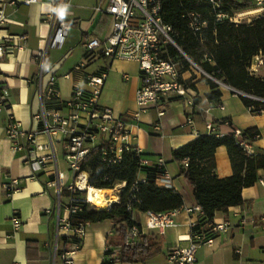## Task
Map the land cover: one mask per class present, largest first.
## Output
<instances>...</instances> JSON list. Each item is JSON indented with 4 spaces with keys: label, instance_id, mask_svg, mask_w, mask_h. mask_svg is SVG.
Instances as JSON below:
<instances>
[{
    "label": "crops",
    "instance_id": "obj_1",
    "mask_svg": "<svg viewBox=\"0 0 264 264\" xmlns=\"http://www.w3.org/2000/svg\"><path fill=\"white\" fill-rule=\"evenodd\" d=\"M12 1L0 0L8 16L7 29L10 34L26 38L21 41L23 48L2 63L0 84L6 85L10 91V112L19 121L22 131L41 130V125L33 118L43 105L40 87L46 89L55 78L59 96L65 101L72 96L75 87L87 89L88 76L105 66L110 71L101 104L118 115L135 113L136 93L142 83L137 63L97 61L85 70L77 69L83 61L87 40L94 36L105 38L111 32L109 17L93 16L96 0H71L64 17L72 23V29L62 48L50 46L52 31L45 20V15L53 12L50 0L30 7L20 5L17 9L10 6ZM44 49H47V55L41 59L37 55ZM263 68L259 67L255 75L264 78ZM202 77L191 72L182 75L189 93L185 98H171L165 106L164 117L159 118L158 110L152 109L138 123L129 121L131 145L150 160V166L140 172L139 181L146 182L150 171L163 163L165 174L159 177L157 186L167 188L161 179L169 178L170 188L184 197L183 207L198 205L189 183L181 175L179 164L173 159V152L209 134L208 124L214 126L216 135L231 134L230 125L243 131L259 129L260 137L251 142V155L264 157V110L257 112L254 107L246 106L241 95L228 87L220 86L222 97L219 101H209L206 96L213 89ZM10 112L0 111V264H61L59 259H54L53 221L48 214L55 204V192L49 188L51 177L35 175L25 161L26 153L13 151L12 142L6 134ZM158 125L159 129L156 128ZM37 140L48 142L45 135H39ZM58 150L60 163L63 151L60 147ZM215 158L217 176L221 179L231 177L233 166L227 147H219ZM10 186H15L11 194L7 191ZM242 196L243 205L216 213L213 223L228 221L231 228L228 233L217 236L213 245L199 248L198 264H264V169L258 171L254 186L243 189ZM15 211H18L24 225L19 233L12 235L11 217ZM197 217V214L181 211L176 219L177 225L170 228L166 235L159 236L146 229L147 213L136 210L134 219L141 226L142 234L155 236L161 248L145 262L122 263L114 260L110 264H165L172 248L190 245L191 224ZM244 218L247 219L245 225L241 223ZM114 226L112 220L90 224L74 257L75 264H103L106 248L109 247L108 237L113 236Z\"/></svg>",
    "mask_w": 264,
    "mask_h": 264
},
{
    "label": "built area",
    "instance_id": "obj_2",
    "mask_svg": "<svg viewBox=\"0 0 264 264\" xmlns=\"http://www.w3.org/2000/svg\"><path fill=\"white\" fill-rule=\"evenodd\" d=\"M43 1L46 0H13L10 6L17 9L20 5L30 7ZM96 1L93 16L109 17L111 32L105 38L94 36L87 40L83 61L79 63L77 69L85 70L97 61L109 63L122 60L137 63L142 83L136 93L137 109L134 114L118 115L113 109L101 104L103 88L110 71L108 66H105L101 71L88 76L87 89L75 87L72 96L65 101L59 96L55 78L46 89L40 87L43 105L33 118L41 125V130L24 132L19 121L10 112V91L6 85L0 84V111L10 112L6 134L12 142L13 151L26 153L25 161L35 175L44 174L51 177L49 188L55 192V204L48 214L53 221L51 234L55 244L54 259H59L61 264H75L74 257L81 248L90 226V223L77 218L85 204L92 205L87 198L91 186L90 172L83 168L86 157L92 149L106 145L103 154L110 155V158L105 160L108 165L119 163L124 153L132 150L141 156V166L149 167L150 160L130 143L129 121L138 123L142 116L152 109H157L159 118H162L166 114L165 106L171 98L187 97L189 90L182 79L183 67L171 55V48L178 50L190 65H194L176 44L177 34L173 27L164 22L161 15V0ZM208 1L213 6L217 23L228 21L236 25L250 24L256 19L264 18V0H235L238 8L231 11L224 10L226 0ZM50 2L53 12L45 15V20L50 24L52 31L50 46L62 48L72 29V23L64 17L65 10L71 6V0ZM246 3H251L254 8L252 10L242 8ZM187 17L189 28L194 33H199L208 26L199 13L192 12ZM7 22L5 8L0 4V67L5 60L15 56L17 51L23 48L21 41L26 38L10 34ZM46 55L47 49H44L37 56L44 59ZM262 66L264 55L260 54L253 58L249 70L255 74ZM205 76L221 87H226L210 75ZM262 101L264 102V99ZM230 126L239 144L248 155H251V142L248 136L243 130ZM156 128L159 129V125ZM208 130L209 134H215L212 124H208ZM39 135H45L48 142L40 143L37 140ZM59 147L63 151L68 167L66 171L61 170L58 160ZM159 167H163V163L160 162ZM161 180L167 188L171 187L169 178L164 177ZM126 185V182L117 183L115 189L124 190ZM13 190L15 186L7 187L9 194ZM115 203H111L110 209ZM181 211L198 215L191 224L190 245L172 248L165 264H198L199 248L203 245H213L217 236L229 232L231 223L228 221L221 224L210 223L206 229H201L202 220L206 215L199 206H194L167 212H148L146 229L159 236L166 235L170 228L177 225L176 219ZM246 222L245 218L241 221L243 225ZM23 225L18 211H15L11 217L12 235L19 233ZM130 232L133 242H138L141 235L139 227L134 226ZM112 250L111 247L106 248L103 264H110L115 260Z\"/></svg>",
    "mask_w": 264,
    "mask_h": 264
},
{
    "label": "trees",
    "instance_id": "obj_3",
    "mask_svg": "<svg viewBox=\"0 0 264 264\" xmlns=\"http://www.w3.org/2000/svg\"><path fill=\"white\" fill-rule=\"evenodd\" d=\"M161 3L164 22L173 27L177 34L176 44L204 73L202 78L213 89L206 98L219 101L222 92L219 90L220 85L205 74L243 93L240 97L246 106L254 107L257 112L264 110V102L261 101L264 99V78L249 70L253 58L264 55V18L250 24L236 25L228 21L217 23L213 6L208 0H161ZM232 8H238L235 0H226L224 10L231 11ZM192 12L201 14L208 23L207 28L199 33L189 28L187 15ZM171 55L178 62L184 59L186 67L182 68V74L186 73L190 63L175 48H171ZM244 133L250 142L260 137L257 128L247 129ZM221 146L227 147L233 166V175L224 179L216 174L215 154ZM105 147L103 145L92 149L84 161V170L90 172V185L112 190L117 183L126 182V188L120 194V203L114 204L110 210H90V205L85 204L77 218L90 224L114 221V233L108 237L107 242L113 248L115 260L122 263L145 262L159 252L161 244L155 236L142 234L141 226L134 219V212L176 210L185 205L184 197L173 188L157 186V180L165 174L164 166L150 171L149 179L141 182L139 174L148 167L141 166V156L136 151H126L122 161L108 165L105 160L110 155L103 154ZM173 159L189 183L197 205L206 215L201 229L213 223L218 211H228L231 207L243 205V189L254 186L258 180V171L264 169V157L248 155L233 133L224 137L216 134L202 135L175 150ZM134 226L141 230L136 243L130 235Z\"/></svg>",
    "mask_w": 264,
    "mask_h": 264
},
{
    "label": "bare ground",
    "instance_id": "obj_4",
    "mask_svg": "<svg viewBox=\"0 0 264 264\" xmlns=\"http://www.w3.org/2000/svg\"><path fill=\"white\" fill-rule=\"evenodd\" d=\"M113 191L98 189L90 186L87 192L88 201L98 208V210H110L111 203L117 201V196L112 194Z\"/></svg>",
    "mask_w": 264,
    "mask_h": 264
},
{
    "label": "rangeland",
    "instance_id": "obj_5",
    "mask_svg": "<svg viewBox=\"0 0 264 264\" xmlns=\"http://www.w3.org/2000/svg\"><path fill=\"white\" fill-rule=\"evenodd\" d=\"M231 7H233V6H231ZM242 8H244V9H246V10H247V9L252 10V9L254 8V6H253L251 3H246V5H244ZM232 9L234 10V9H236V8H232ZM179 62H180V64H181V67H184V68L186 67V64H185L183 58H181V59L179 60ZM263 69H264V68H263ZM182 71H183V69L181 70V72H182ZM187 72L197 73L198 75H203V73H202L198 68H196L194 65H191V67L189 68V70H188ZM60 165H61V170H62V171H66V170H68L67 164H66L65 159H64V156H63V152H61V154H60ZM69 175L71 176V173H70V172H69ZM111 191H113L112 194H115V195L117 196V198H118L115 204L120 203V194H121V192H122L123 190H121V189L116 190V189L114 188V189H112ZM113 206H114V205H113ZM89 209H90V210H97V211H98V208L95 207L94 205H90V206H89Z\"/></svg>",
    "mask_w": 264,
    "mask_h": 264
},
{
    "label": "water",
    "instance_id": "obj_6",
    "mask_svg": "<svg viewBox=\"0 0 264 264\" xmlns=\"http://www.w3.org/2000/svg\"><path fill=\"white\" fill-rule=\"evenodd\" d=\"M190 59V58H189ZM190 61L194 64V62L190 59ZM195 65V64H194ZM196 66V65H195ZM197 67V66H196ZM198 68V67H197ZM199 69V68H198ZM202 72V71H201ZM226 87H228L229 89H231L232 91L236 92L239 95H244L243 93H241L240 91L233 89L232 87H229L227 85H225ZM254 98V97H253Z\"/></svg>",
    "mask_w": 264,
    "mask_h": 264
}]
</instances>
